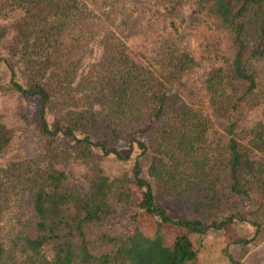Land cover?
Masks as SVG:
<instances>
[{
	"label": "trees",
	"instance_id": "obj_1",
	"mask_svg": "<svg viewBox=\"0 0 264 264\" xmlns=\"http://www.w3.org/2000/svg\"><path fill=\"white\" fill-rule=\"evenodd\" d=\"M161 2L172 10L182 6L181 0ZM198 3L220 21L230 43V57L205 80L226 138L207 152L197 143L206 137L209 120L177 89L195 59L175 38L164 37L157 54L140 61L124 37L104 29L108 14L80 0H0V16L5 8L21 9L10 28L28 55L25 83L10 68L11 88L37 101L36 125L50 141L70 143L68 150L49 145L43 161L0 165V264H189L197 256L189 232L222 229L236 216L234 203L249 200L255 187L264 190V161L256 155L264 154V123L247 115L264 103V0ZM64 25L73 27L76 43L62 39ZM8 29L0 26V42ZM87 46L99 49L100 58L80 71ZM48 112L54 113L51 124ZM12 136L0 114V154ZM120 145L151 154L147 177L135 159L133 187L140 192L139 210L184 229L171 246L160 236L114 226L115 199L130 202L135 191L121 186L113 195L119 180L103 173L95 149L120 158ZM67 161L90 164L86 183L62 168ZM23 194L28 205L20 209ZM159 198L180 203L184 218L169 216Z\"/></svg>",
	"mask_w": 264,
	"mask_h": 264
},
{
	"label": "rangeland",
	"instance_id": "obj_2",
	"mask_svg": "<svg viewBox=\"0 0 264 264\" xmlns=\"http://www.w3.org/2000/svg\"><path fill=\"white\" fill-rule=\"evenodd\" d=\"M89 9L98 13L108 14L105 30H113L117 35L124 37L129 51L140 61H145L156 53L160 41L166 38H175L177 45L187 50L195 59V64L188 68L177 84L182 97L194 107L201 118L209 120L206 137L197 143L203 152L209 151L220 140L225 138V124L213 116L208 102L206 91V77L212 68L222 60L230 57L229 35L220 21L212 17L198 0H181V7L172 10L162 4V0H80ZM18 7L5 8L0 16V26H9L8 35L0 42V114L6 125L12 130L13 136L9 145L0 154V165L12 161L35 159L43 161L42 157L49 145L62 144L68 150L70 143L62 138L50 141L36 125L39 105L36 100L20 96L11 88L10 68L16 71L15 79L24 82L22 70L24 60L28 55L16 45L15 31L10 25L21 15ZM64 20V19H63ZM64 22V21H63ZM62 39L72 41L76 39L72 34V26L64 25ZM72 34V35H71ZM80 71H86L89 66L100 58V51L87 46ZM158 52V51H157ZM91 53V54H90ZM248 121L264 123V103L254 105L248 110ZM203 116V117H202ZM48 123L54 120V113H47ZM62 139V140H61ZM197 147L195 149H197ZM120 158L114 153L104 156L95 149V160H100L99 167L103 173L111 178H118L113 195L117 198L122 187L135 191L130 202H116V218L114 226L119 230H140L143 234L162 239L165 246H171L177 235L183 234L184 229L171 224H163L158 217L139 210L140 192L133 187L132 166L136 158L140 161L143 176L147 177V168L151 154L140 155V150L134 146L129 150L118 146ZM264 161V154H256ZM67 163L62 167L66 172L73 173L76 180L86 183L90 175L86 166L78 162ZM92 162V161H91ZM66 166V167H65ZM121 181L123 182L121 185ZM250 199L242 203H234L235 218L220 230L208 228L204 233L189 232L196 258L189 264H264V190L256 187L250 193ZM165 207L169 216L174 219L184 218V208L178 202L166 203L163 198L157 201ZM28 202L25 194L22 195L20 209L26 208ZM136 215L132 224L131 217ZM232 213L226 212L223 216ZM239 216H242L240 219ZM190 217H193L190 214ZM250 220L258 222V229ZM206 223H203V228ZM258 230V232H256Z\"/></svg>",
	"mask_w": 264,
	"mask_h": 264
}]
</instances>
